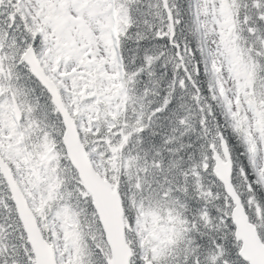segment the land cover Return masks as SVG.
<instances>
[{"label": "snow or ice", "instance_id": "6c2138e0", "mask_svg": "<svg viewBox=\"0 0 264 264\" xmlns=\"http://www.w3.org/2000/svg\"><path fill=\"white\" fill-rule=\"evenodd\" d=\"M0 264H264V0H0Z\"/></svg>", "mask_w": 264, "mask_h": 264}]
</instances>
